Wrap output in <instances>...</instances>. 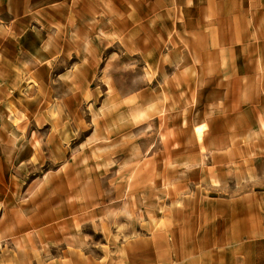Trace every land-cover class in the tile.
Returning <instances> with one entry per match:
<instances>
[{
  "label": "rangeland",
  "instance_id": "rangeland-1",
  "mask_svg": "<svg viewBox=\"0 0 264 264\" xmlns=\"http://www.w3.org/2000/svg\"><path fill=\"white\" fill-rule=\"evenodd\" d=\"M120 1L116 29L95 41L98 59L72 54L81 45L63 22L68 8L61 3L33 6L39 48L31 55L21 49L4 55L0 47V264H175L180 251L191 254L189 245H178L190 242L189 223L204 219L208 206L264 193V177L237 181L247 174L243 168H226L230 175L223 185L205 180L202 167L174 165V158H210L206 121L217 116L211 103L218 99L211 88L205 93L206 87L178 86L175 97H161L171 102L169 117L161 113L148 122L143 111L141 92L149 88L146 104L157 103L162 80L232 78L227 66L238 56L224 53V43L215 47L219 23L204 6L207 0H200L204 15L197 31L182 23L180 38L163 46L160 63L167 68L160 72L147 66H157L159 56L142 52L141 34L126 33V2ZM172 49L179 55L171 56ZM260 53L246 52L250 61L258 58L251 66L264 63ZM84 58L96 62L94 76L66 79ZM263 72L253 75L261 78ZM188 103L191 111L184 110ZM150 112L154 118L156 106ZM242 129L230 127L227 137Z\"/></svg>",
  "mask_w": 264,
  "mask_h": 264
},
{
  "label": "crops",
  "instance_id": "crops-1",
  "mask_svg": "<svg viewBox=\"0 0 264 264\" xmlns=\"http://www.w3.org/2000/svg\"><path fill=\"white\" fill-rule=\"evenodd\" d=\"M125 2L127 10L124 18L128 22L126 33L131 34L133 38L141 34L142 52L158 54V65L148 62L147 66L159 72L167 68L160 63L163 59V46H168V42L173 45V40L180 38L182 23L188 22L190 32H196L198 18L204 15L199 9L203 5L200 4V0H125ZM55 3H61L64 11L68 8L63 22H67L68 27H73L77 33L81 46L77 47L78 50L72 51V54L84 56L88 53L93 55V59H98L100 50L95 41L99 34H110L109 32L116 29L119 22L118 4L122 3L120 0H0V27L4 28L6 35L4 41L0 43L4 55L15 54L19 49L23 54L31 55L39 48L37 40L39 18L33 14L37 11L33 12L32 8L33 6L52 8ZM127 5L131 7V11ZM205 5L211 8L213 21L220 24L214 30L217 31L215 37H212L215 47H221L224 43V53L238 56L237 60L234 59L227 66L228 74L232 73V78H204L198 83L189 78L162 80L163 84L160 83L159 86L164 88V91L157 94V103L146 104L152 93L149 88L141 92L143 111L147 110L145 115L148 122L161 118V113H166L169 117L168 112L173 107L170 106L171 102L162 103L161 97L164 96L166 99L175 97L178 86L206 87L205 93L211 88L209 93L213 96L215 94L218 99L214 101L212 99L211 103L212 109L217 111L215 112L217 116L212 121H206L205 139L212 144L204 145V148L210 153V158H202L201 161L189 159L187 162L179 163L176 161L177 158L171 159L174 165L179 167L204 168L207 173L205 180L208 182L216 180L224 185L226 175H230L226 168L230 167L246 169L247 174L244 178L237 176L238 182L257 181L264 177V99L260 95L262 91L260 88L264 87V72L261 78H255L253 72L264 69L262 68L264 63H255L251 66L258 58L250 61L246 58V52L251 48H258L263 52L260 53L259 60L262 61L264 58V0H207ZM134 6H141V10H137L136 22L133 16ZM74 7L77 9L76 13ZM220 14L221 19L214 20ZM102 15L108 17L103 19ZM45 22L48 23V20L45 19ZM192 23L195 24L193 29ZM17 39L20 42L22 40L21 45ZM128 39L127 49L130 43ZM222 39L225 42H221ZM12 40L14 41L11 42ZM10 48H13V51ZM144 48H148L147 51ZM169 54L179 55L173 49ZM83 60L76 67L69 69L66 79L75 76H82L83 79L86 75L94 76L96 62L87 63L85 58ZM28 68L30 69L29 66ZM218 71H225V68ZM151 84L152 82L147 86ZM188 94L189 89L181 95L186 97ZM225 102L228 104L225 105ZM151 106L152 109L156 106L158 112L154 118H151L153 115L150 112ZM187 106L184 110L191 111L189 103ZM205 107L210 105L206 104ZM234 125L243 126V129L233 134L231 138L227 137L230 127ZM226 137L229 138L227 146ZM175 151L174 147V153ZM235 171L237 172L236 169ZM240 199L222 202L218 207L208 206L204 219L201 217L199 221L190 222V244L182 241L178 246L189 245L191 254L187 256L180 251L179 255L175 256L177 259L175 264H264V193L254 192L246 194L244 200Z\"/></svg>",
  "mask_w": 264,
  "mask_h": 264
}]
</instances>
